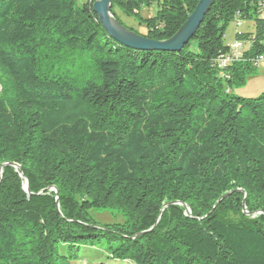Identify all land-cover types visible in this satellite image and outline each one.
Returning <instances> with one entry per match:
<instances>
[{
    "label": "trees",
    "instance_id": "16d2710c",
    "mask_svg": "<svg viewBox=\"0 0 264 264\" xmlns=\"http://www.w3.org/2000/svg\"><path fill=\"white\" fill-rule=\"evenodd\" d=\"M96 1L0 0V264H264V93H232L264 53L262 0H217L179 53L121 46ZM199 1L111 0L154 41ZM234 21L253 48L220 69Z\"/></svg>",
    "mask_w": 264,
    "mask_h": 264
},
{
    "label": "water",
    "instance_id": "95a60500",
    "mask_svg": "<svg viewBox=\"0 0 264 264\" xmlns=\"http://www.w3.org/2000/svg\"><path fill=\"white\" fill-rule=\"evenodd\" d=\"M217 0H200L196 9L188 18L187 22L170 39L165 41H154L141 36L127 27L123 26L112 14L111 0H97L93 5V11L98 16L103 29L118 44L135 51H162L181 52L195 37L206 16L211 11ZM3 166L19 168L16 164L7 163ZM3 176L0 170V183ZM23 177V175H21ZM25 191L30 195L29 183L26 180ZM221 201V200H220ZM245 205V200L243 201ZM246 215H249L245 211ZM144 233L140 234L143 235Z\"/></svg>",
    "mask_w": 264,
    "mask_h": 264
},
{
    "label": "rangeland",
    "instance_id": "374dc122",
    "mask_svg": "<svg viewBox=\"0 0 264 264\" xmlns=\"http://www.w3.org/2000/svg\"><path fill=\"white\" fill-rule=\"evenodd\" d=\"M86 2L87 0H79V3ZM157 11L156 2L150 6H144L141 8V17L148 18L155 14ZM118 15L120 17L121 22L128 29H133L134 31L143 34L146 32L144 26L140 27L138 21L135 18L125 17L120 11H118ZM254 30V26L252 22H243L242 26L239 28L236 21L232 22L227 28L224 36V43L226 46H229L233 42L236 41V34L238 31L242 32H252ZM232 93L238 97H246V98H256L264 93V70L261 67L257 68L256 71L247 79L246 83L241 87H235L232 89ZM1 94V87H0ZM3 177V176H2ZM26 186V182L24 185V189ZM53 190V189H52ZM93 218L99 225H107L114 223H122L123 218L118 214L115 210H109L106 212H93ZM92 253V252H91ZM97 260L103 259L105 263L103 264H131L125 263L122 261H112L108 260L106 255L102 256L98 255L94 257ZM81 264H92L89 260L86 262H82ZM94 264V263H93ZM100 264V263H99Z\"/></svg>",
    "mask_w": 264,
    "mask_h": 264
},
{
    "label": "built area",
    "instance_id": "2783aa9c",
    "mask_svg": "<svg viewBox=\"0 0 264 264\" xmlns=\"http://www.w3.org/2000/svg\"><path fill=\"white\" fill-rule=\"evenodd\" d=\"M262 17L264 19V0H262ZM264 44V41H262ZM253 48L252 42L245 41H235L230 45V54L226 57H223L219 60V68H227L233 66L235 63L244 61L247 59L245 54ZM255 64L259 66L264 63V53L260 54L259 57L254 60Z\"/></svg>",
    "mask_w": 264,
    "mask_h": 264
},
{
    "label": "crops",
    "instance_id": "0c3cea01",
    "mask_svg": "<svg viewBox=\"0 0 264 264\" xmlns=\"http://www.w3.org/2000/svg\"><path fill=\"white\" fill-rule=\"evenodd\" d=\"M259 67H261V69L264 70V63L263 64H260Z\"/></svg>",
    "mask_w": 264,
    "mask_h": 264
}]
</instances>
